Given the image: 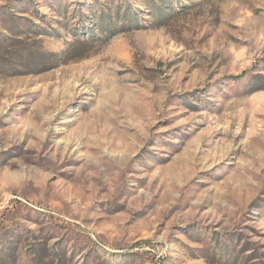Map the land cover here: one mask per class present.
I'll list each match as a JSON object with an SVG mask.
<instances>
[{
	"label": "rangeland",
	"instance_id": "rangeland-1",
	"mask_svg": "<svg viewBox=\"0 0 264 264\" xmlns=\"http://www.w3.org/2000/svg\"><path fill=\"white\" fill-rule=\"evenodd\" d=\"M0 264H264V0H0Z\"/></svg>",
	"mask_w": 264,
	"mask_h": 264
}]
</instances>
